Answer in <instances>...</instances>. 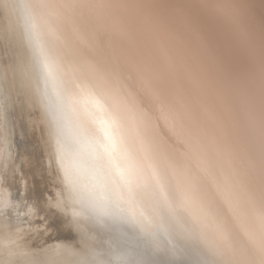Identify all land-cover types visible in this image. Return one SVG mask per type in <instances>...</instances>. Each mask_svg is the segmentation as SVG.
Returning a JSON list of instances; mask_svg holds the SVG:
<instances>
[{
	"label": "bare ground",
	"instance_id": "obj_1",
	"mask_svg": "<svg viewBox=\"0 0 264 264\" xmlns=\"http://www.w3.org/2000/svg\"><path fill=\"white\" fill-rule=\"evenodd\" d=\"M210 2L0 0L1 167L10 188L0 207V264H36L51 246L58 264L87 258L65 240L86 229L75 211L58 208L53 184L71 207L115 222L128 246L140 236L145 262L116 255L114 264H159L156 253L170 246L176 264H196L185 246L212 264H264L259 112L247 142L234 107L264 49V0H226L255 59ZM128 3L176 30L190 25L183 40L215 85L207 110L191 111L149 67L120 54L143 46L138 29L124 37Z\"/></svg>",
	"mask_w": 264,
	"mask_h": 264
},
{
	"label": "snow or ice",
	"instance_id": "obj_2",
	"mask_svg": "<svg viewBox=\"0 0 264 264\" xmlns=\"http://www.w3.org/2000/svg\"><path fill=\"white\" fill-rule=\"evenodd\" d=\"M218 15L225 17L233 26L239 43L248 49L255 59L257 56L249 34L240 25L239 14L226 0H216L207 5ZM126 24L125 36L130 31L139 30L143 46L137 50L129 47L120 52L138 63H143L157 76L161 87L187 105L191 111L207 110V100L214 99L215 85L205 75L199 58L183 40V33L192 31L187 21L181 29L163 24L158 18L143 11L141 5L121 6ZM205 47L203 42L201 48ZM246 130L247 142H251L255 128V113L259 112V130L264 139V49L259 53V61L254 72L247 78L243 95L234 106ZM215 119V113H211Z\"/></svg>",
	"mask_w": 264,
	"mask_h": 264
},
{
	"label": "rangeland",
	"instance_id": "obj_3",
	"mask_svg": "<svg viewBox=\"0 0 264 264\" xmlns=\"http://www.w3.org/2000/svg\"><path fill=\"white\" fill-rule=\"evenodd\" d=\"M20 90H21V87H20ZM20 96L26 105L27 103H26V99H25V94L22 93V94H20ZM0 97H1V87H0ZM2 110L3 109L1 106V102H0V203H1L0 207L4 206V204H6L4 199L9 197L8 191L10 190L9 186H7L8 183H6V181L3 180L4 170L1 167V164L4 160L3 146H4V137L6 135L5 129L7 127V122H6L4 114H2L3 113ZM10 115L8 117H10ZM11 119H12V117H11ZM48 163H49V160H48ZM52 187H53L54 192H55L54 196H55V199L58 203V208L60 206L63 209H67V210L71 209V211H75V213H76L75 215L77 216L76 223L77 224L82 223L83 225L81 224V226H84L86 229L85 233L79 230L78 232L74 233V236L68 237V239H65L68 241L72 240V246L75 248V250L78 249L81 254H85L87 256L88 259L87 258H84L83 260L79 259L80 264H87L89 259H91L92 261H94L96 263H100V261H101V263H103V264H114L116 255H120L117 257H119V259L123 258L122 261L126 262V263L131 262V261H135V263H140L143 261V258H144L143 256L146 253V251H145L146 247L143 246L141 239H139L140 238L139 235H137V234L133 235L134 238L133 237L131 238V240H132L131 242L134 245V247H133V245H131V247H132L131 248L130 246H128L129 244L126 241V239H124L121 236L122 235L121 231L119 230V228H117L115 222L107 221L106 219H103V218H98V216L96 217L87 208H82V207L75 205V204H73L74 207L73 206L71 207L70 206L71 202L68 201L62 195L61 190L59 189L58 185L53 184ZM4 194H6V195H4ZM102 198H104V197H102ZM107 200L105 199L106 202H107ZM2 203H4V204H2ZM108 203H110V201ZM103 205H105V204H103ZM111 225L116 227L117 232L120 233V239H118L116 237L117 235L115 233V230L113 227H111ZM55 235L56 234L54 232H52L47 239L50 241L51 237L53 238V236H55ZM83 239L86 240V243L91 248L86 246L85 244H83ZM119 240H120L119 245L121 246V248L117 245V242ZM116 246H117V248H116ZM52 247H54V246L47 247L44 249V252L40 251L37 254L39 257L36 259V264H58V263H61L59 260L52 261V260L56 259L55 258L56 254L54 253L55 251L51 250ZM41 248H43V247H41ZM185 248L188 251V253L193 255L194 261L196 264H212L211 261L209 260V257L205 256L202 253H199V251H198L199 249L195 250V248H193L194 249L193 250L191 247H186V246H185ZM42 254H45L44 258L42 256H40ZM51 254H53V257L51 256ZM111 255H113V256H111ZM158 255L161 257L159 264H176L175 257H174L175 256L174 250H173L172 246H170V249L165 250V252L164 251H162V252L160 251V253L157 252L156 256H158ZM99 258H101V260H98ZM18 259L22 260L20 258H18ZM180 261H181V259L178 260L177 264H180ZM143 262H145V261H143ZM79 263H76V264H79Z\"/></svg>",
	"mask_w": 264,
	"mask_h": 264
}]
</instances>
